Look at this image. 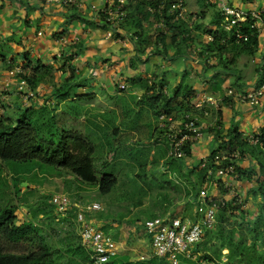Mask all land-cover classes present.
I'll return each instance as SVG.
<instances>
[{
	"label": "crops",
	"instance_id": "0c3cea01",
	"mask_svg": "<svg viewBox=\"0 0 264 264\" xmlns=\"http://www.w3.org/2000/svg\"><path fill=\"white\" fill-rule=\"evenodd\" d=\"M106 1L77 0L76 4L65 5L43 0H0V88L4 89L6 81L11 86L4 90L3 113L14 120L21 117L38 124L62 120L64 126L58 132L75 129L94 146L95 166L98 151L104 150L111 154L135 150L156 156L157 161H151L152 179L159 186L155 199L162 191L169 199L163 198V205L155 207L154 213L143 220L142 231L144 221L155 216L199 221L206 206L201 192L205 190L215 198L220 188L209 184L210 179L225 178L219 173L209 176V171L203 170L211 151L227 141L233 131L245 137L258 133L264 126V99L261 105L251 106L241 102L237 93L226 95L228 89L235 92L254 89L264 81L259 74L264 67V22L259 26L255 49L237 44L218 49L208 38L211 34L208 30L217 29L214 20L220 14L216 6L204 0H185L188 14L197 15V19L188 17L186 21L175 22L183 23L182 33L171 41V30L162 38L150 16L144 18L134 13L138 2L144 0H125L127 17L120 30L108 35L103 23ZM228 1L244 10L264 8V0ZM38 64L41 68L36 70ZM22 68L24 73H35L37 79L36 86L29 85L36 95L28 101L15 91ZM71 70L72 78L67 80ZM121 83L125 88L119 87ZM57 88L60 91L56 94ZM142 108L146 111L141 112ZM160 108L168 109L174 116L166 128L158 120ZM186 114L194 117L201 135L188 146L183 158L174 159L168 156L166 132L179 127ZM96 121L102 122L101 125ZM110 123L112 134L118 137L114 143L103 140ZM45 130L43 135H48L50 129ZM97 130L102 134L95 137L93 131ZM236 164L240 168H257L255 157L249 153L238 157ZM104 166L108 168V162ZM163 171L173 183L166 182L165 187H160L164 183ZM69 173L70 177H66ZM59 177L56 182L62 185L91 187L68 170ZM234 182L240 191L248 186V195L241 198L247 208L252 207L249 210L243 207L252 217L256 202L260 201L259 195L255 200L248 193L254 184L247 180ZM219 195L224 197L222 193ZM54 208L55 221L62 228L71 224L80 241L76 206L71 205L65 212ZM102 210L90 217L116 242L115 259L119 256L120 245L115 240L119 224L100 223L106 220V216L97 214ZM106 224L110 229L107 232L103 229ZM129 236L126 247L132 250L134 233ZM65 240L69 243L72 239ZM201 240L192 247V258L181 256L182 264H194L197 255L203 253ZM148 246L151 248L150 240ZM222 259L225 261L226 257L223 255ZM166 262L169 263L167 259Z\"/></svg>",
	"mask_w": 264,
	"mask_h": 264
},
{
	"label": "trees",
	"instance_id": "16d2710c",
	"mask_svg": "<svg viewBox=\"0 0 264 264\" xmlns=\"http://www.w3.org/2000/svg\"><path fill=\"white\" fill-rule=\"evenodd\" d=\"M148 3V0L138 2L133 9L134 13L138 12L144 18L145 15L150 16L163 38L165 34L162 28L158 27L162 15L158 12H149ZM163 16L165 26L171 30L170 40L175 41L176 37L182 33L183 23L173 22L172 17L166 14ZM140 21L141 18H139ZM214 21L217 29L208 30L213 35V39L210 40L211 43L213 42L212 45L218 49L225 48L230 44L236 45L231 33L221 27L220 17ZM248 24V21L243 22L242 29L248 31ZM249 34L248 41L237 45L253 50L257 46L258 31L249 30ZM223 38H226L224 42H222ZM40 68V64L35 66L36 70ZM22 69L23 73L19 72L18 76L25 79L31 87L36 86L35 73L27 74L24 73V68ZM259 74L264 79V67L261 68ZM71 78L72 70L67 80ZM59 91V88L54 90L56 94ZM161 112L173 116L168 109L160 108L158 114ZM52 123L54 124L53 121ZM52 130H49V137L46 138L43 135V132H46L43 123L38 124L21 117L14 120L0 112V161H14L17 164L37 161L61 167L80 176L89 185L96 186L101 193H108L116 184V177L110 171L100 172L96 168L93 158L94 146L91 142L75 129L60 132L57 140L54 141L52 136L55 133ZM231 135L227 141L220 143L217 149L211 151L203 170L206 173L211 171L214 174L218 170L232 166L233 174L236 176L235 181L252 182L254 186L250 187L248 193L252 194L255 200L259 195L260 201L256 202V212L252 217L248 216L243 208V203L235 201L236 196L226 198L228 188L218 178L219 188L222 190L226 202L217 211L215 227L204 231L203 242H201L203 253L199 257L204 261V264L208 262L210 264H264V126L259 131V141L256 144L248 142L247 138L237 131H233ZM192 142L194 140L187 142L185 151L188 150V146ZM246 153L255 157L256 170L240 168L236 164L238 157ZM215 155H219V159L215 160ZM16 209V205L0 209V264H58L52 245L47 244L36 224L29 220L21 223L16 222ZM33 233L38 238L37 248L27 251L12 249L20 241L29 240V236ZM224 248L227 249L226 254L222 252ZM223 255L226 257L225 261L222 259ZM117 262H119L118 257L111 263L118 264Z\"/></svg>",
	"mask_w": 264,
	"mask_h": 264
},
{
	"label": "rangeland",
	"instance_id": "374dc122",
	"mask_svg": "<svg viewBox=\"0 0 264 264\" xmlns=\"http://www.w3.org/2000/svg\"><path fill=\"white\" fill-rule=\"evenodd\" d=\"M133 111L135 110L133 109ZM140 111L145 112L146 109L142 108ZM5 114L7 115V113ZM96 123L101 125L102 122L96 121ZM111 125L112 123L107 125L103 140L114 143L118 140V137L112 134ZM63 126L62 120H57L54 124L52 121L43 123L44 129L45 127L50 130L53 129L52 131L55 134L52 138H54V141L57 140V136L60 134L58 131ZM66 127L69 128V124ZM93 133L95 137L98 136L97 134H102L98 130L93 131ZM45 137L48 138L49 135H45ZM144 149L146 148L144 147ZM134 151L127 154L118 152L111 154L105 150L98 151L99 153L96 157L98 170L103 172L102 170L104 169L105 171L106 169V171L116 175V184L108 193H101L94 186L79 189L81 187L77 188L78 186L75 184L65 183L62 185L56 182L60 178L59 176L67 171L61 167L37 161L26 164H17L14 161H0V209L16 205V222L21 223L29 220L36 224L47 244L52 245L58 264H89V251L80 244L81 242L77 238L78 236L72 229L71 224L67 223V229H64L60 223L55 221V204L52 203V198L56 194L65 192L72 201L81 204L89 200L97 201L103 206V210L97 214L103 215L104 218L106 216L105 222L102 221L100 223L104 225L106 221H109V223L116 221L119 224L115 234V240L120 245L118 264H169L165 258L146 257L144 260L139 259L140 255L148 256L151 251L148 246L150 235L145 230H141V223L146 217L152 215L156 208L163 205V198L168 200L169 196L166 195L165 191H162L158 200L156 201L155 199V191L159 189V186L152 179L154 168L151 161H157V157L143 151ZM110 156L113 157L112 160H110ZM105 162H108V168H105ZM163 172L164 183L160 187H165L166 182H172V178L168 177L165 171ZM135 173H139L140 176L137 177ZM66 177H70V173ZM247 188L248 186L245 185L243 191H240L235 186V182H233L234 191L238 192L241 197L248 195L246 194ZM221 193L222 190H220L219 194ZM219 194L215 198H222ZM250 208L248 206L247 210ZM135 228L137 229L136 233ZM103 229L106 232L110 230L107 228V224ZM131 232L134 233L133 239L135 240L132 243V250L126 247L129 244L128 239H130L129 234ZM29 238V240H22L20 243L15 244L12 249L27 251L37 248L39 242L34 233ZM69 238L72 240L68 243L65 239ZM201 242H203V239ZM222 252L225 254L227 251L222 250ZM200 255H197L193 260L194 264H204V261L199 257ZM207 264L210 263L208 262Z\"/></svg>",
	"mask_w": 264,
	"mask_h": 264
},
{
	"label": "built area",
	"instance_id": "2783aa9c",
	"mask_svg": "<svg viewBox=\"0 0 264 264\" xmlns=\"http://www.w3.org/2000/svg\"><path fill=\"white\" fill-rule=\"evenodd\" d=\"M44 2H53L61 4H76L77 0H43ZM125 0H107V4L103 9V23L107 26L108 35H114L113 32L120 30L121 23L127 17V12L124 8ZM148 11L151 13L158 12L162 15L158 22V27L162 28L164 34H167L170 29L165 26L164 14L171 16L173 22L180 20L186 21V18L192 17L197 19V15L188 14V9L185 0H148ZM208 5H214L219 9L221 17V27L225 31L231 33L234 43L242 44L249 40V30L259 31L260 25L264 22V8L244 10L240 7L232 5L228 0H204ZM248 21V31L242 29V23ZM209 40L213 39V35H208ZM226 38L222 39L224 42ZM2 85V84H1ZM4 89L0 88V112H3V103L5 102L6 94L4 90L11 88L10 82L6 81ZM121 89L125 88V84H119ZM15 91L23 95L25 101L34 98L36 91L29 86L27 81L20 78L16 85ZM237 93V94H236ZM237 95L241 102L251 106L262 104L264 99V82L259 87L248 89L240 92H235L234 89H228L226 95ZM158 120L161 126L168 127L172 123L173 116L166 112L158 114ZM200 126L197 124L194 117L189 114L184 116L182 124L175 129H168L166 132L169 138L168 156L174 159H181L185 156V146L188 141L197 139L201 135ZM248 142L256 144L259 141V132L245 136ZM236 155V154H235ZM219 155H215V160L219 159ZM223 158H225L223 156ZM211 171L208 172L209 176ZM219 174L225 176L222 182L228 188V198L236 196L235 201L243 202L238 192L233 189L235 181L234 169L232 166H227L225 169L218 170ZM227 176V178H226ZM214 187H219L218 178H211L210 183ZM201 197L206 202L203 217L199 221H192L185 217H167L155 216L144 221L146 232L150 235L151 251L149 255H140V259L146 257L166 258L170 264H182L181 256L192 258V247L202 239L205 230L213 229L216 224V214L222 207L225 198H213L204 190L201 192ZM52 203L55 204L58 212H65L71 205L76 206V223L80 241L89 251V264H112L113 258L117 254V244L113 238L105 233L99 226L92 221V216L95 212L102 209L101 203L97 201L85 202L83 204H75L65 194H56L52 198ZM235 203V202H234ZM67 225L63 228L66 229Z\"/></svg>",
	"mask_w": 264,
	"mask_h": 264
}]
</instances>
